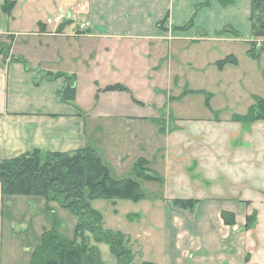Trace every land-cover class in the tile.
Instances as JSON below:
<instances>
[{
	"label": "crops",
	"instance_id": "obj_1",
	"mask_svg": "<svg viewBox=\"0 0 264 264\" xmlns=\"http://www.w3.org/2000/svg\"><path fill=\"white\" fill-rule=\"evenodd\" d=\"M6 1L0 0L1 159L90 147L116 180L133 179L134 165L145 159L163 183L138 181L143 200L112 203L159 200L164 237L157 263L264 264V121L233 120L247 114L253 97L264 100V51L249 44L251 0L228 8L212 1L197 12L205 0H9L10 14ZM79 3L88 6V35L75 36L68 25L52 35L55 28L44 26V12L51 17ZM226 27L240 37L218 35ZM231 55L238 64L219 69ZM67 86L75 88L71 102L59 94ZM115 86L127 91L108 90ZM231 102H244L245 110L226 111ZM196 105L207 112L194 114ZM176 182L200 187L194 210L173 205L190 192L148 197L143 189ZM233 183L251 191L235 195ZM37 199L4 197L0 184V264H14V219ZM223 212L236 216L235 227L224 224Z\"/></svg>",
	"mask_w": 264,
	"mask_h": 264
},
{
	"label": "trees",
	"instance_id": "obj_2",
	"mask_svg": "<svg viewBox=\"0 0 264 264\" xmlns=\"http://www.w3.org/2000/svg\"><path fill=\"white\" fill-rule=\"evenodd\" d=\"M212 1L218 2L223 8L235 2L234 0H205L203 4L196 7V12L209 7ZM5 4L3 11L10 14L13 4L9 0ZM249 21L252 27V41L249 44L250 51H253L257 47V40L264 38V0H251ZM191 26L192 22L182 30H187ZM229 32L236 38L240 37L229 27L218 35ZM237 64V59L231 55L219 61L217 66L223 69L227 65ZM67 79L70 80V78ZM73 86H67L59 93L63 102L74 100ZM108 90L127 91L122 86H115ZM211 97L206 95L207 108H210ZM253 101L254 104L245 116L233 117L235 122L252 124L264 121V100L253 97ZM133 173L137 180L114 179L97 152L90 147L71 153H53L46 156L33 152L8 160H2L0 157V184L4 197L42 198L47 205L57 203L59 207L72 212L78 219L73 241L62 238L55 230L45 231L42 244L33 254L31 264H104L100 255V245L108 246L116 264H134L133 253L127 245L125 236L104 229L102 215L92 207V202L100 199L129 200L138 203L144 199L139 180L163 183L162 178L149 168V163L145 159L136 162ZM198 203L194 200H175L173 205L194 210ZM221 217L226 226H236V216L233 213L223 212ZM254 223L255 215L247 218L245 230H250Z\"/></svg>",
	"mask_w": 264,
	"mask_h": 264
},
{
	"label": "rangeland",
	"instance_id": "obj_3",
	"mask_svg": "<svg viewBox=\"0 0 264 264\" xmlns=\"http://www.w3.org/2000/svg\"><path fill=\"white\" fill-rule=\"evenodd\" d=\"M47 17L49 16L46 14V12H44L42 15L44 22L46 21ZM257 41V47H259V44L264 45V38H260ZM260 47L255 48L254 50H257V52L261 53ZM262 50L264 51V47ZM194 100H197V98L195 97ZM244 104L245 103L243 102L241 105H236L235 102H231L229 108H227L226 111L234 110L236 112H241ZM214 107L217 106L215 105ZM202 108H199V106L196 105L194 114L202 115L204 112H207L202 111ZM243 110H245V108H243ZM164 112L166 115H169L172 111H170V108H168L165 109ZM166 125L168 126V123H166ZM133 179L137 180L134 173ZM233 184L234 185L230 184L228 187H230V189L234 188L233 192L235 195H239L250 190L248 184ZM220 187L226 190V194L230 195L228 187ZM143 189L148 197L153 195H158L161 197H180V195L183 196L186 194V192H190L194 195L192 198H173V200H193L197 197L196 195L198 193L195 192H197L200 187L194 184L192 189L191 187L185 188L183 185L177 184L176 182L172 183L167 189H164L159 185L145 183L143 185ZM206 191H208V188H206ZM112 202L114 201H109L107 199H100L92 202V207L100 212L103 217L104 229L115 233H120L125 236L127 245L133 253L134 264H159L157 263V260L159 261L161 256L160 250L162 249L164 237V228L162 224L163 209L160 207L161 205L159 200L156 201V198H148L146 201L138 205H135L131 202L118 201L117 207ZM131 215H140L141 220H129L128 217ZM14 223L15 235H13L12 240L15 253L14 264H31L33 254L42 244V236L45 231L55 230L62 238L68 241H73L76 236L78 219L72 212L59 207L57 203H50L47 205L45 200L40 198L29 201L28 206H26L25 209L16 215ZM99 249L104 264H116V260L111 254L108 246L100 245Z\"/></svg>",
	"mask_w": 264,
	"mask_h": 264
},
{
	"label": "built area",
	"instance_id": "obj_4",
	"mask_svg": "<svg viewBox=\"0 0 264 264\" xmlns=\"http://www.w3.org/2000/svg\"><path fill=\"white\" fill-rule=\"evenodd\" d=\"M62 25L73 26L74 30L72 33L75 36L88 35L91 30L88 6L84 3H79L78 5H75L67 10H62L59 13L47 18L44 23L45 27L55 28L52 35H58V29ZM258 46L260 47L262 44H259Z\"/></svg>",
	"mask_w": 264,
	"mask_h": 264
}]
</instances>
